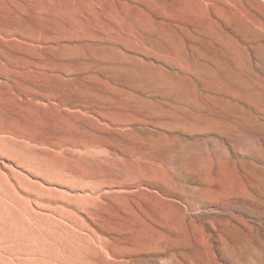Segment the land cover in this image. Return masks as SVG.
Here are the masks:
<instances>
[{"label": "rangeland", "instance_id": "rangeland-1", "mask_svg": "<svg viewBox=\"0 0 264 264\" xmlns=\"http://www.w3.org/2000/svg\"><path fill=\"white\" fill-rule=\"evenodd\" d=\"M264 264V0H0V264Z\"/></svg>", "mask_w": 264, "mask_h": 264}, {"label": "bare ground", "instance_id": "bare-ground-1", "mask_svg": "<svg viewBox=\"0 0 264 264\" xmlns=\"http://www.w3.org/2000/svg\"><path fill=\"white\" fill-rule=\"evenodd\" d=\"M63 262H64V258H63ZM64 264H65V262H64Z\"/></svg>", "mask_w": 264, "mask_h": 264}]
</instances>
